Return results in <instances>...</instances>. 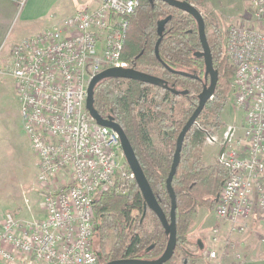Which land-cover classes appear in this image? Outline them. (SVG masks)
<instances>
[{
	"label": "built area",
	"instance_id": "1",
	"mask_svg": "<svg viewBox=\"0 0 264 264\" xmlns=\"http://www.w3.org/2000/svg\"><path fill=\"white\" fill-rule=\"evenodd\" d=\"M25 0L21 3L23 5ZM253 26L230 27L225 51L235 67V105L245 112L244 133L226 139L219 163L227 177L218 197L219 220L233 234L264 210V0H245ZM139 0H102L64 17L42 34L0 47V75L13 78L22 121L37 158L41 211L35 221L0 211V259L12 264H102L93 244L94 204L105 191L126 196L134 174L120 162L119 135L86 109L93 76L129 68L123 57L129 18ZM21 8V7H20ZM216 143L215 136H208ZM218 229H214L213 243ZM211 258L216 251L211 250Z\"/></svg>",
	"mask_w": 264,
	"mask_h": 264
},
{
	"label": "trees",
	"instance_id": "2",
	"mask_svg": "<svg viewBox=\"0 0 264 264\" xmlns=\"http://www.w3.org/2000/svg\"><path fill=\"white\" fill-rule=\"evenodd\" d=\"M180 1L193 4L200 12L201 7L207 5V0ZM167 16H171V19L165 25L159 47L160 61L155 55L159 38L158 21ZM204 19L213 65L219 73V79L213 99L207 102L184 139L181 161L173 179L177 200L178 244L172 259L165 264H174L179 248L185 255L192 256L182 244L188 240L193 215L199 208L211 211L216 208L227 177V170L222 164L208 165L203 161L206 136L208 138L210 134L206 133L201 123L206 125L204 117L206 120L220 117L233 69L225 48L222 49L223 38L217 30L214 16L209 18V22L206 17ZM209 26L213 27L212 38L208 36ZM201 51L198 25L191 15L161 0H139L138 7L129 18L123 57L130 67L166 80L169 87L129 80L125 90H118L114 84L118 80L104 79L94 90L95 108L102 116L112 115L122 126L157 200L168 216L171 199L166 180L177 138L197 107L198 96L206 83L204 59L197 54ZM165 65L188 72L194 77L175 74ZM173 86L180 91L189 90V94H176ZM154 135L159 136V144ZM94 211L96 228L93 244L96 234L100 233L101 247L111 250L108 258L104 257L103 249L97 251L99 259H105V263L133 258L154 260L164 252L168 235L156 214L146 207L136 180L126 196L113 191L98 195ZM147 220L150 227L147 226ZM151 245L154 247L147 252L146 249Z\"/></svg>",
	"mask_w": 264,
	"mask_h": 264
},
{
	"label": "rangeland",
	"instance_id": "3",
	"mask_svg": "<svg viewBox=\"0 0 264 264\" xmlns=\"http://www.w3.org/2000/svg\"><path fill=\"white\" fill-rule=\"evenodd\" d=\"M9 3L17 2L20 7L23 0H4ZM102 0H55L50 13L29 20L24 19L21 8H15L12 24L6 33H0V47L3 46V57L6 59L10 42L13 44L25 37H32L42 34L46 29L41 30L43 24H48L52 19L61 18L70 7L77 3L76 11L93 6L94 2ZM41 4L42 0H35ZM201 13L210 21L214 16L216 27L219 30L225 48V38L230 27L253 26L255 22L251 20L249 5L245 0H207L206 7H201ZM61 14V15H60ZM55 15V16H54ZM60 15L59 18H57ZM51 28V27H50ZM215 29V28H214ZM41 30V31H39ZM213 27L208 28V36L213 37ZM3 38V39H2ZM22 40V39H21ZM11 47V48H12ZM10 48V49H11ZM9 49V50H10ZM225 51V50H224ZM233 74L228 81V89L225 90L224 107L220 111V117L205 119V126L201 123L206 133L215 136L218 141L210 143L206 136L203 161L208 164L219 163V153L223 148L226 139L232 136L240 138L244 133L245 112L235 105L236 93L233 84L236 67L229 61ZM118 90H125L127 82L117 81L114 83ZM213 99V98H211ZM204 123V122H203ZM157 144L160 143L158 135H154ZM120 162L129 169L125 157H121ZM39 159L35 155L28 135L25 133L22 121V105L18 98L13 78L0 75V211H11L21 219L28 221L39 220V215L45 216L41 211L42 192L38 188ZM222 191V190H221ZM218 206V205H217ZM216 208L206 212L203 223L197 220L199 225L191 227L188 233V240L182 246L192 253V256L185 255L181 248L178 249L177 258L174 264H246L253 258L264 259V210L257 211L252 215L249 227L246 232L234 236L231 232V224L227 220H219ZM198 212V210H197ZM260 213V215H259ZM198 219L199 215H195ZM99 223V220H97ZM194 223V215H193ZM147 226L149 220H147ZM218 229L217 241L213 243L214 229ZM198 242L203 243V250L200 251ZM101 235L96 234L94 248L97 251L101 247ZM211 250L216 251V257L211 258ZM104 257L110 256L111 250L105 248ZM255 251V252H254ZM254 254V255H253ZM102 264L105 259H100ZM5 263V262H4Z\"/></svg>",
	"mask_w": 264,
	"mask_h": 264
},
{
	"label": "water",
	"instance_id": "4",
	"mask_svg": "<svg viewBox=\"0 0 264 264\" xmlns=\"http://www.w3.org/2000/svg\"><path fill=\"white\" fill-rule=\"evenodd\" d=\"M161 1H163L164 3L168 4L169 6L173 8H176L177 10L181 12L191 15L196 20L197 25H198L199 39H200V43L202 47V51L198 52L197 54L199 57H202L204 59V63H205L204 77H205L206 83L203 87V90L198 96L197 107L195 108L194 112L192 113V115L190 116V118L188 119L184 127L182 128L177 138L176 149H175L174 156H173V162L171 165L169 175L166 180L167 192L171 199V210L168 216L163 210L159 201L157 200L153 192V189L151 188L149 181L138 160L135 150L127 134L122 128V126L115 121L112 115L108 116L107 118H104L95 108L94 90H95L96 85L104 79L125 78L129 80H135V81H139L142 83H146L149 85L163 86V87H169V83L166 80L156 75H152V74L137 70L133 67H129V68L111 67V68L101 71L100 73H97L90 80L88 89H87L86 109L88 110L90 116L99 125L111 128L119 135L126 163L129 166V169L131 170V172L134 174L136 183L138 184L141 190V193L143 194L145 205L146 207L149 208V210H151L152 212L156 214V216L161 221L168 235V241H167L166 248L164 252L161 254V256L158 257L157 259H154V260L141 259V258L118 259V260H113V261H110L104 264H165L172 259L175 253V250L177 248V244H178L177 221H176L177 200H176V193L173 188V179L177 172L179 163L181 161V152H182L185 136L188 133V131L191 129V127L195 124L197 118L202 113L207 102L211 98H213L215 91H216L218 79H219V73L214 68V65H213V56H212L210 45L207 40L206 24H205V19L202 13L193 4L188 3L186 1H180V0H161ZM170 19H171V16H167L164 19L158 21L157 32H158L159 38L155 45V55L160 61L161 59L159 55V47L163 40V33L165 30V25L168 23ZM165 67L175 74L187 76V77H194L188 72L174 70V69L169 68L167 65H165ZM173 88H174L173 91L176 94H181V95L189 94V90L180 91L179 89H176L175 86H173ZM224 148H225V144L223 148L221 149L220 153H223ZM153 247L154 245H151L150 247L146 249V251L149 252Z\"/></svg>",
	"mask_w": 264,
	"mask_h": 264
},
{
	"label": "crops",
	"instance_id": "5",
	"mask_svg": "<svg viewBox=\"0 0 264 264\" xmlns=\"http://www.w3.org/2000/svg\"><path fill=\"white\" fill-rule=\"evenodd\" d=\"M54 1L55 0H42V3L37 5L35 3V0H25L23 5H20L21 9H19V12L22 13V16H23L24 19L34 20V19L40 17L43 14L50 13V11L52 9V6L54 5ZM12 2L13 3H9L7 1L0 0V33H2V35H4V33H6L7 29L12 24L14 11H15L14 7L15 8H20L18 6L17 2H15V1H12ZM99 4H100V2L99 3H95L94 2L93 6H90L88 8L89 9H95V8H97L99 6ZM76 7H77V3L75 4V6L70 7V10L65 12V14L61 18H59L60 15H61L60 14L57 17L59 19L56 20V18H55V19H52L51 21H49L48 24H43L41 26L42 27L41 30L46 29V28H50L56 22L60 21L64 17H67V16H70V15L74 14L76 12ZM41 30H39V31H41ZM25 38H27V37H25ZM16 39H18V40L20 39V41H21V39L23 40L24 38L22 36L21 38H16ZM20 41H18V42H20ZM18 42H16V43H18ZM16 43L13 44L12 42H10V45H15ZM11 47L9 46L7 51L4 52V53L9 55ZM255 210H254V212H255ZM207 211H209V209H207V208H199L198 209V212H196L194 214L193 226L199 225V223H197V220H199V219H200V222L203 221V223H204L205 218L207 217L206 216V212ZM257 211L259 212L260 210L258 209ZM196 214L199 215L198 219H196V217H195ZM259 215H260V213H259ZM39 217L43 218V215L40 214ZM233 235L236 237V236H238L240 234L235 233ZM4 262L5 261L0 259V264H10L8 262H5V263ZM246 264H264V259H258V258L255 257L253 259L248 260Z\"/></svg>",
	"mask_w": 264,
	"mask_h": 264
},
{
	"label": "flooded vegetation",
	"instance_id": "6",
	"mask_svg": "<svg viewBox=\"0 0 264 264\" xmlns=\"http://www.w3.org/2000/svg\"><path fill=\"white\" fill-rule=\"evenodd\" d=\"M116 80H118L119 82L122 81V82H128L129 79H125V78H117ZM108 116H111V115H108ZM108 116H103L104 118H107ZM198 247H199V250L202 251L203 250V245L201 246V242H198Z\"/></svg>",
	"mask_w": 264,
	"mask_h": 264
}]
</instances>
